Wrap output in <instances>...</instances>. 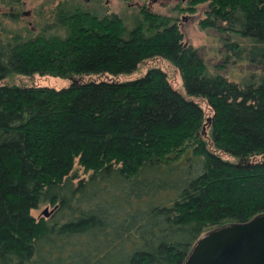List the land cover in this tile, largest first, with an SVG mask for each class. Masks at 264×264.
Returning <instances> with one entry per match:
<instances>
[{"label":"trees","instance_id":"16d2710c","mask_svg":"<svg viewBox=\"0 0 264 264\" xmlns=\"http://www.w3.org/2000/svg\"><path fill=\"white\" fill-rule=\"evenodd\" d=\"M204 3L200 26L224 36V61L260 74L209 72L177 19L144 6L131 25L58 9L50 27L62 35L0 33V82L69 80L0 84V264H182L207 231L264 213V0L186 10ZM153 59L178 70L185 93L159 68L120 78ZM41 205L52 212L33 216Z\"/></svg>","mask_w":264,"mask_h":264},{"label":"rangeland","instance_id":"374dc122","mask_svg":"<svg viewBox=\"0 0 264 264\" xmlns=\"http://www.w3.org/2000/svg\"><path fill=\"white\" fill-rule=\"evenodd\" d=\"M189 0H0V33L3 41H9L15 37L27 40L42 33L44 35H62L63 33L52 30L55 14L58 9L73 10L81 8L103 16L113 13L120 16L128 25L132 24V18L137 16L141 7L151 11L177 19L179 29L184 37V42L196 49L207 69L211 73L219 72L230 81L245 82L252 74H260V70L245 60L238 61L233 57L224 61L228 55L221 35L215 29H203L200 22L205 19L207 3L198 4L193 12L186 10ZM232 42L247 48L248 41L239 37H230ZM159 68L166 72L172 86L185 93L180 74L177 69L162 59H153L141 65L131 76H123L121 79L134 78L143 75L147 69ZM13 83L17 85H47L55 88L67 86L69 80L54 76H22L14 75L0 84ZM200 105L207 114L211 111L204 100H199ZM74 169L80 177L88 176V173L75 163ZM51 213L50 205H41L32 210L35 217L44 216L43 210Z\"/></svg>","mask_w":264,"mask_h":264},{"label":"water","instance_id":"95a60500","mask_svg":"<svg viewBox=\"0 0 264 264\" xmlns=\"http://www.w3.org/2000/svg\"><path fill=\"white\" fill-rule=\"evenodd\" d=\"M49 214L44 208L43 215ZM182 264H264V213L207 231Z\"/></svg>","mask_w":264,"mask_h":264},{"label":"flooded vegetation","instance_id":"af4514ba","mask_svg":"<svg viewBox=\"0 0 264 264\" xmlns=\"http://www.w3.org/2000/svg\"><path fill=\"white\" fill-rule=\"evenodd\" d=\"M182 1H185V0H182ZM187 1V0H186Z\"/></svg>","mask_w":264,"mask_h":264}]
</instances>
